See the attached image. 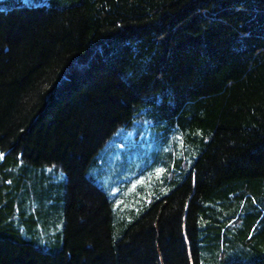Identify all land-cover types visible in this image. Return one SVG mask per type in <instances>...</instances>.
I'll return each mask as SVG.
<instances>
[{
    "label": "trees",
    "instance_id": "16d2710c",
    "mask_svg": "<svg viewBox=\"0 0 264 264\" xmlns=\"http://www.w3.org/2000/svg\"><path fill=\"white\" fill-rule=\"evenodd\" d=\"M143 125L110 198L89 173ZM195 170L199 264H264V0H0V264H128Z\"/></svg>",
    "mask_w": 264,
    "mask_h": 264
},
{
    "label": "rangeland",
    "instance_id": "374dc122",
    "mask_svg": "<svg viewBox=\"0 0 264 264\" xmlns=\"http://www.w3.org/2000/svg\"><path fill=\"white\" fill-rule=\"evenodd\" d=\"M143 126L142 130L132 127L117 132L102 152V168H93L89 173L110 198L120 192L124 178L135 177L143 168L155 165L158 150L162 149L160 138ZM50 172L54 184L65 178L60 170L58 174ZM205 181L203 173L193 171L180 190L153 209L151 221L133 236L128 264H199L196 217ZM136 188L130 187L128 192Z\"/></svg>",
    "mask_w": 264,
    "mask_h": 264
}]
</instances>
